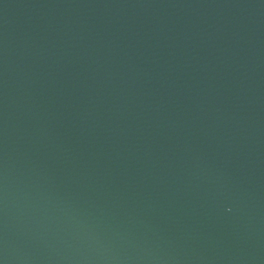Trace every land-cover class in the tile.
<instances>
[{
    "label": "water",
    "instance_id": "1",
    "mask_svg": "<svg viewBox=\"0 0 264 264\" xmlns=\"http://www.w3.org/2000/svg\"><path fill=\"white\" fill-rule=\"evenodd\" d=\"M0 264H264V0H0Z\"/></svg>",
    "mask_w": 264,
    "mask_h": 264
}]
</instances>
